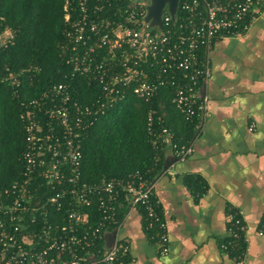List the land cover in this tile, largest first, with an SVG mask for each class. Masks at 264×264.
<instances>
[{
	"label": "built area",
	"instance_id": "1",
	"mask_svg": "<svg viewBox=\"0 0 264 264\" xmlns=\"http://www.w3.org/2000/svg\"><path fill=\"white\" fill-rule=\"evenodd\" d=\"M151 0H66L60 57L72 78L82 76L101 89V98L83 105L70 82L54 83L38 97L22 100L25 150L19 179L0 189V264H91L93 248L107 230H116L112 248H100L98 262L124 264L128 238L118 231L117 202L125 196L143 208L146 230L159 251H169L168 224L147 172L91 184L82 180L83 140L96 115L134 96L150 103L146 119L148 141L158 165L170 151L180 160L193 153L180 145L169 126L163 104L154 106L168 89L171 103L189 123L210 114L202 83L212 75L209 51L216 41L243 36L264 13V0H180L175 17L165 5L161 27L147 21ZM15 32H0V52L13 44ZM26 72V70H23ZM12 80L19 97L21 82ZM162 109V111H160ZM150 172V171H149ZM101 218L91 224V209ZM264 237V225L258 231ZM227 241L221 249L231 255L246 244L242 215L228 218ZM247 248L234 256L242 260Z\"/></svg>",
	"mask_w": 264,
	"mask_h": 264
},
{
	"label": "crops",
	"instance_id": "2",
	"mask_svg": "<svg viewBox=\"0 0 264 264\" xmlns=\"http://www.w3.org/2000/svg\"><path fill=\"white\" fill-rule=\"evenodd\" d=\"M209 61L212 75L202 87L210 114L194 134L180 115L165 111L179 140L193 148L183 160L166 151L152 179L170 251L159 254L143 210L129 202L118 231L130 245L124 264H264V237L257 235L264 218V13L243 36L216 41ZM170 156L176 161L164 170ZM237 212L247 225L242 260L221 249L229 215ZM91 264L119 263L98 262L96 251Z\"/></svg>",
	"mask_w": 264,
	"mask_h": 264
},
{
	"label": "trees",
	"instance_id": "3",
	"mask_svg": "<svg viewBox=\"0 0 264 264\" xmlns=\"http://www.w3.org/2000/svg\"><path fill=\"white\" fill-rule=\"evenodd\" d=\"M65 3L66 0H0V32L5 27L15 32L13 44L0 52V77L13 74L21 82L17 97L12 80H0V189L19 179L23 169L21 157L26 144L21 118L22 100L38 97L54 83L66 82L72 84L75 97L83 105H91L101 98V89L96 84L89 83L82 76L72 78L68 74L69 69L63 65L60 44L63 40ZM159 103L163 104L168 115H180L171 103L168 89L163 90L158 99H154L155 107L159 108ZM149 107V102L130 95L106 107L103 114L96 115L94 125L83 140L84 182L95 184L103 179L122 178L137 170L147 172L152 180L162 171V161L155 165L154 151L146 133ZM167 118L169 126L173 128V120L170 121L173 116ZM183 123L191 134L199 126L198 122L189 123L184 119ZM179 136L176 133L177 142L188 145L180 141ZM203 186L200 185V188ZM117 203L122 204L119 207V217L122 219L129 202L122 196ZM141 209L145 217V229L146 215ZM91 213V224L96 225L101 213L97 206L91 209ZM145 231L150 237L154 234ZM227 240L226 237L224 242ZM103 243L104 240L92 251L95 253ZM246 248V244L242 243L240 251L230 256L234 258Z\"/></svg>",
	"mask_w": 264,
	"mask_h": 264
},
{
	"label": "water",
	"instance_id": "4",
	"mask_svg": "<svg viewBox=\"0 0 264 264\" xmlns=\"http://www.w3.org/2000/svg\"><path fill=\"white\" fill-rule=\"evenodd\" d=\"M180 0H151V4L148 8L147 21L150 22L152 27L162 25V14L165 8V5H168L170 13L175 17V14L178 10ZM201 94L204 95V86L201 89ZM176 159L174 156H170L164 165V170H167ZM117 231L116 230H107L104 233V239L106 243V248H112L116 242Z\"/></svg>",
	"mask_w": 264,
	"mask_h": 264
}]
</instances>
